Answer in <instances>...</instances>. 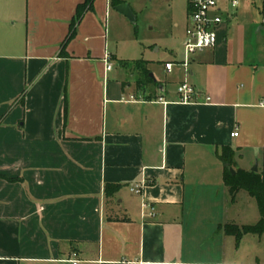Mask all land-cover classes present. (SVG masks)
<instances>
[{
  "label": "crops",
  "instance_id": "obj_1",
  "mask_svg": "<svg viewBox=\"0 0 264 264\" xmlns=\"http://www.w3.org/2000/svg\"><path fill=\"white\" fill-rule=\"evenodd\" d=\"M113 1L64 45L84 0H0V264H212L222 227L249 226L252 198L230 201L217 156L264 174V53L223 36L187 75L147 62L156 85L132 92L105 72ZM185 80L196 104L178 103Z\"/></svg>",
  "mask_w": 264,
  "mask_h": 264
},
{
  "label": "rangeland",
  "instance_id": "obj_2",
  "mask_svg": "<svg viewBox=\"0 0 264 264\" xmlns=\"http://www.w3.org/2000/svg\"><path fill=\"white\" fill-rule=\"evenodd\" d=\"M128 6L133 20L119 14L111 8L106 22V49L116 60L110 64L112 72L107 78L110 82L123 79L130 84L132 92L139 82L144 83L150 76L145 74L138 62H149L153 73L164 78L165 62H181L183 59V37L187 27V0H116V3ZM259 0H242L240 7L234 11V17L221 26L218 41L225 36L228 47L237 43L239 36H244L247 53L254 51L264 53V32L256 33L260 26ZM190 56L189 59H193ZM150 66V67H151ZM147 64L145 70L147 71ZM183 72V71H182ZM152 73V74H153ZM251 210L247 217V225L258 221L255 202L249 199ZM248 207H246L247 209ZM217 240L213 239V246ZM220 244V254L212 264H264V233L248 234L240 241L227 238Z\"/></svg>",
  "mask_w": 264,
  "mask_h": 264
},
{
  "label": "built area",
  "instance_id": "obj_3",
  "mask_svg": "<svg viewBox=\"0 0 264 264\" xmlns=\"http://www.w3.org/2000/svg\"><path fill=\"white\" fill-rule=\"evenodd\" d=\"M259 1L260 26L264 28V0ZM241 2L242 0H187L188 25L183 39V59L178 63L186 75L191 63L189 57L205 50H213L216 47L221 26L232 20L234 11L240 7ZM103 62L105 63V72H109L112 69L110 56L105 55ZM173 67L174 64L172 63L164 65L167 73H171ZM176 93L179 96V104L197 103L199 93L186 80L177 86ZM130 101L132 102L133 98H130ZM209 101L210 99L206 97L205 103H209ZM158 102H162V99L159 98ZM237 135V132H234L231 137H236ZM130 191L140 194L141 185L133 186ZM142 208L143 210H149L147 216H153V207L144 203ZM71 262L76 264V261Z\"/></svg>",
  "mask_w": 264,
  "mask_h": 264
},
{
  "label": "trees",
  "instance_id": "obj_4",
  "mask_svg": "<svg viewBox=\"0 0 264 264\" xmlns=\"http://www.w3.org/2000/svg\"><path fill=\"white\" fill-rule=\"evenodd\" d=\"M94 0H84V2L77 7L75 16L69 26V32L64 42V45L73 37L77 24L82 19L83 15L92 10ZM118 3V2H117ZM113 1V4H117ZM139 66L143 68L146 75L148 71L145 70L146 62H138ZM145 83L149 86H155L153 79L147 77ZM223 167L222 182L230 201L234 202L236 195L240 191L247 193L256 203L259 220L254 225L237 226L234 224H226L222 227L225 235L235 238L236 242L240 241L242 236L248 234L262 235L264 233V174L257 172H245L235 168L233 160V151L229 147H223L217 156ZM233 170V174L230 172ZM117 190L116 186L107 185L105 187V194L111 197Z\"/></svg>",
  "mask_w": 264,
  "mask_h": 264
},
{
  "label": "water",
  "instance_id": "obj_5",
  "mask_svg": "<svg viewBox=\"0 0 264 264\" xmlns=\"http://www.w3.org/2000/svg\"><path fill=\"white\" fill-rule=\"evenodd\" d=\"M115 11H117L119 14H121V15H123V16H125L126 18H128L129 20H133V17H132V15H131V12H130V10H129V8H128V6L127 5H125V4H121V5H118V6H116L115 7ZM259 32H264V28L263 27H261V26H259L258 28H257V30H256V33H259ZM257 171V169H256V166L251 170V172H256ZM230 172L233 174V170H230Z\"/></svg>",
  "mask_w": 264,
  "mask_h": 264
}]
</instances>
